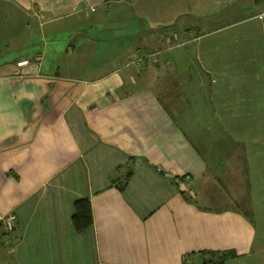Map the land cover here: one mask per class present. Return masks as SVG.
<instances>
[{
  "label": "crops",
  "instance_id": "0c3cea01",
  "mask_svg": "<svg viewBox=\"0 0 264 264\" xmlns=\"http://www.w3.org/2000/svg\"><path fill=\"white\" fill-rule=\"evenodd\" d=\"M191 1L0 0L42 43L0 53V223L15 226L0 264H264L229 196V172L246 188L264 171V0ZM60 42L46 64L43 43ZM218 139L234 151L226 177L198 150ZM79 199L92 224L76 233Z\"/></svg>",
  "mask_w": 264,
  "mask_h": 264
},
{
  "label": "rangeland",
  "instance_id": "374dc122",
  "mask_svg": "<svg viewBox=\"0 0 264 264\" xmlns=\"http://www.w3.org/2000/svg\"><path fill=\"white\" fill-rule=\"evenodd\" d=\"M140 2V5H144L146 0H138ZM188 4L190 6V3H192L191 0H188ZM212 1V0H209ZM149 2V1H148ZM152 4L156 7V9H163L165 0H150ZM204 2V1H201ZM246 4L245 6H247ZM192 6V4H191ZM248 8L245 7L243 10L239 12V16H242V14L246 13V10ZM111 18V15H108V19ZM241 18V17H239ZM236 18L234 17L233 20ZM223 21V20H222ZM229 21V20H227ZM29 20L23 18L20 16L19 12L14 10L10 5H6L3 2H0V53L4 54V56L7 58L5 61H12L19 57H23L25 54V48L29 49L33 45V49L38 48V51L42 48V43L40 40L37 42H34L37 38L35 35V29L29 30L28 28L25 29V23L27 24ZM113 22V21H109ZM223 23V22H222ZM30 24V23H28ZM210 28H212L210 26ZM149 31L156 30L151 29L149 26L147 27ZM216 33V32H214ZM177 33H170L169 35V41L170 39L175 40L177 38ZM220 35L217 33L214 36H211L212 38H218ZM63 38V37H62ZM59 39V38H58ZM169 43H167L168 45ZM44 50L45 51V60L44 62L47 64L55 61H51L50 57L54 56L50 51L53 49V47L65 50V45L63 43H43ZM181 44L173 45V47H179ZM172 45H168V47H165L166 50L171 49ZM191 45L187 46L188 49H191ZM42 52V53H43ZM191 52V51H190ZM44 56V54H43ZM114 62H119V59H115ZM52 66V65H51ZM78 68H75L77 70ZM83 70V69H82ZM76 72V71H75ZM257 104V103H255ZM249 103H237V109L239 107H247ZM262 110H264V103H262ZM200 111H203V109H200ZM263 114V113H262ZM230 117L228 114L225 117H220V119L228 118ZM204 118V117H203ZM205 119V118H204ZM211 132L216 131L220 129L218 126H221L220 124L212 123V124H206ZM235 129H237L238 133L237 135H242L244 132H242V128L244 127V123L239 122L238 124H235L233 126ZM218 135V134H217ZM219 136H222L220 134ZM210 137V135H209ZM242 140L236 139L234 140L235 146L242 147L243 143ZM210 142H205L207 146H204L203 149L198 148V150L201 152L203 157L205 158V162L209 168L210 171H208L210 174L213 173V170L217 169L218 172H216L218 177L227 176L228 172H225V168H227L229 164V167L231 169L234 168L235 163L232 162L229 158L230 153L234 152L233 150H229L230 142L222 139H218L216 141H213L211 146H208ZM197 144V143H196ZM210 149V150H209ZM227 153V154H226ZM239 161V160H238ZM225 164V165H224ZM231 177L233 176H240L243 177L242 173H239L238 171L229 172ZM262 175V176H260ZM210 177V176H207ZM236 177V181H231L233 183V186L236 188L229 191L230 197H235L237 194V197L234 199V204L237 205L238 208L243 210L249 217L250 221L253 223L255 227V238L253 241L254 247H261L264 246V171L261 173L259 172H252V173H246V188L245 187H238V184L240 180H238ZM212 178V177H210ZM221 182H223L220 178H218ZM244 183V182H243ZM194 187V184L192 185ZM229 190V188H228ZM227 190V192H228ZM226 197V195L224 196ZM233 203H227L226 206H232ZM218 206H225L224 204Z\"/></svg>",
  "mask_w": 264,
  "mask_h": 264
},
{
  "label": "trees",
  "instance_id": "16d2710c",
  "mask_svg": "<svg viewBox=\"0 0 264 264\" xmlns=\"http://www.w3.org/2000/svg\"><path fill=\"white\" fill-rule=\"evenodd\" d=\"M255 2L258 0H254ZM153 59V58H151ZM130 172H126L124 180L128 178ZM71 226L76 233H81L92 224L90 205L87 199H79L72 203V214L70 217ZM15 226L4 227L0 223V244L8 239H13ZM200 254V253H199ZM205 260L201 264H223V261L234 256V253L203 252L200 254Z\"/></svg>",
  "mask_w": 264,
  "mask_h": 264
},
{
  "label": "built area",
  "instance_id": "2783aa9c",
  "mask_svg": "<svg viewBox=\"0 0 264 264\" xmlns=\"http://www.w3.org/2000/svg\"><path fill=\"white\" fill-rule=\"evenodd\" d=\"M149 57L152 58V55H148V58H149ZM23 64H24L23 61H18V62H16L15 66H16V67H21V66H23Z\"/></svg>",
  "mask_w": 264,
  "mask_h": 264
},
{
  "label": "water",
  "instance_id": "95a60500",
  "mask_svg": "<svg viewBox=\"0 0 264 264\" xmlns=\"http://www.w3.org/2000/svg\"><path fill=\"white\" fill-rule=\"evenodd\" d=\"M168 177H170V175H167Z\"/></svg>",
  "mask_w": 264,
  "mask_h": 264
}]
</instances>
